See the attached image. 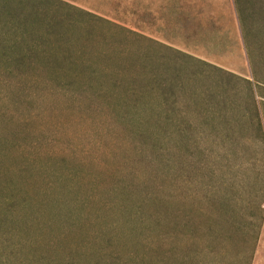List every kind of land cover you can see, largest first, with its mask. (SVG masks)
I'll use <instances>...</instances> for the list:
<instances>
[{
  "label": "rangeland",
  "instance_id": "374dc122",
  "mask_svg": "<svg viewBox=\"0 0 264 264\" xmlns=\"http://www.w3.org/2000/svg\"><path fill=\"white\" fill-rule=\"evenodd\" d=\"M57 1L0 10L70 5L191 59L86 18L18 29L40 56L0 60V264H264V0ZM66 51L102 97L52 84Z\"/></svg>",
  "mask_w": 264,
  "mask_h": 264
},
{
  "label": "trees",
  "instance_id": "16d2710c",
  "mask_svg": "<svg viewBox=\"0 0 264 264\" xmlns=\"http://www.w3.org/2000/svg\"><path fill=\"white\" fill-rule=\"evenodd\" d=\"M51 1V0H50ZM54 2H58L57 0H54ZM11 5V4H10ZM9 4L5 6V8L0 10V29H1V42H4V45L0 48V60L4 61L5 65H11L14 66V69L20 74L23 75L25 73H29L31 71L34 72L35 68L32 67V65L26 60L28 57L32 56H40L32 51H29V53H20L14 51V47H9L8 43H11L15 40L11 39L12 36H16L15 33L20 29L21 27H44L46 31H44V34L39 36V40H45L48 38H52L53 40H69L71 38L70 32L73 30V28L76 26L78 23L79 18L83 19H90V20H95V21H100L108 24L109 26H112L113 28H118V30H121L124 34L133 37L134 41H148L151 44H158L154 40L148 39L146 37L141 36L140 34H137L135 32H132L127 29L119 28V26H116L113 23H110L108 21H105L103 19L97 18L94 15L86 12L79 10L73 6L70 5H64L67 10V14L63 15H58V14H53L50 16L47 14L45 17L44 14H41L40 12H35L30 13L28 17L23 18L21 16H18L15 14L14 11L10 12V6ZM10 6V7H9ZM45 9V7H43ZM43 8H39L41 10H44ZM17 9V8H16ZM18 10V9H17ZM33 12V11H31ZM48 13V12H47ZM66 13V12H65ZM58 15V16H56ZM30 33H35V32H30ZM87 35H90L92 37V32L87 31ZM89 36V37H90ZM160 48L164 49L167 52H170L172 54V57L176 58H184V59H191L190 56H187L179 51L176 50H171L169 47L164 46L162 44H158ZM142 55L139 56L140 59H143L141 57ZM138 57V56H137ZM62 60L64 62L62 64H57L53 63L48 66L49 69V78L52 81L53 85H57L58 87L67 90V91H75L79 92L80 91H86L87 89L91 90V92L95 95L96 97H102L101 91L103 90L104 86L101 84V82L97 81L94 82L92 79H86V81H82L78 83L80 80L78 78L73 77L72 75L77 73V72H87L86 69H79V67L76 64H72V56L69 51H66L62 55ZM71 59V60H70ZM163 60V58H161ZM138 60V59H136ZM69 61V62H68ZM164 66L163 64L160 65V67ZM165 68V67H164ZM177 69V70H176ZM181 69L179 66H174L172 68V71L175 72V74H179L178 71ZM10 70L6 68L5 72H9ZM181 72V71H180ZM60 73H65L64 77L62 78H57L56 75ZM91 76V75H90ZM92 77V76H91ZM179 77H175L174 81H176ZM148 84L146 87H144V90H152L155 89L156 87L158 88L160 85L158 84L159 79L156 77H151L147 79ZM143 90V85L139 86ZM173 86L171 85V88ZM127 91V89H126ZM124 91V92H126ZM127 96H129L130 99V104L132 105L133 108L137 105V102L139 100V97L135 96V88L133 90H128V93L126 92ZM109 97V96H108ZM129 101V100H128ZM129 114L131 112H128ZM135 112L132 113L134 115ZM133 117V116H132ZM131 118V117H129ZM134 120V119H133ZM7 205L13 204V201H8L6 202ZM8 209V207H7Z\"/></svg>",
  "mask_w": 264,
  "mask_h": 264
}]
</instances>
